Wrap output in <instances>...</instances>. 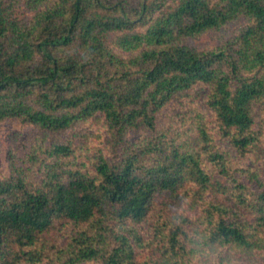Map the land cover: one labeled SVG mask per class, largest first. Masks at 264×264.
<instances>
[{
	"label": "trees",
	"instance_id": "16d2710c",
	"mask_svg": "<svg viewBox=\"0 0 264 264\" xmlns=\"http://www.w3.org/2000/svg\"><path fill=\"white\" fill-rule=\"evenodd\" d=\"M7 120L0 264H264V0H0Z\"/></svg>",
	"mask_w": 264,
	"mask_h": 264
},
{
	"label": "rangeland",
	"instance_id": "374dc122",
	"mask_svg": "<svg viewBox=\"0 0 264 264\" xmlns=\"http://www.w3.org/2000/svg\"><path fill=\"white\" fill-rule=\"evenodd\" d=\"M201 43L206 46L214 45L218 42V38L215 34L207 33L201 39ZM79 130L90 129L92 132L101 135V140L106 139V129L103 127L102 119L97 118L91 120L86 125H78L76 127ZM72 132L69 131V133ZM63 133L59 135V137H63L69 134ZM41 131L25 125H21L19 122L14 120H7L5 122L0 123V175L5 172V167L8 161V156L10 152L22 153L27 148V144L29 141L35 137L36 135H40ZM53 134L49 135L51 138ZM262 150L256 151L257 154H253L252 165L257 166L260 170H264V151L258 153ZM257 264H262L258 261Z\"/></svg>",
	"mask_w": 264,
	"mask_h": 264
},
{
	"label": "clouds",
	"instance_id": "9594fccd",
	"mask_svg": "<svg viewBox=\"0 0 264 264\" xmlns=\"http://www.w3.org/2000/svg\"><path fill=\"white\" fill-rule=\"evenodd\" d=\"M210 258H211V254H209Z\"/></svg>",
	"mask_w": 264,
	"mask_h": 264
}]
</instances>
